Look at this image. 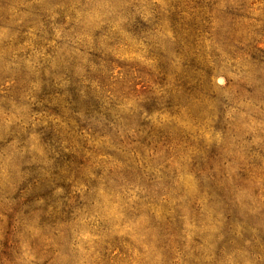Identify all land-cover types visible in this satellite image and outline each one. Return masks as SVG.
Here are the masks:
<instances>
[{
    "label": "rangeland",
    "instance_id": "obj_1",
    "mask_svg": "<svg viewBox=\"0 0 264 264\" xmlns=\"http://www.w3.org/2000/svg\"><path fill=\"white\" fill-rule=\"evenodd\" d=\"M0 264H264V0H0Z\"/></svg>",
    "mask_w": 264,
    "mask_h": 264
},
{
    "label": "trees",
    "instance_id": "obj_2",
    "mask_svg": "<svg viewBox=\"0 0 264 264\" xmlns=\"http://www.w3.org/2000/svg\"><path fill=\"white\" fill-rule=\"evenodd\" d=\"M93 59L90 61V65L86 69V75L82 79H75L72 72H69L65 77V81L69 84L66 93L68 95V104L72 110L73 113H76L80 106H84L88 113L91 112H97L99 110L100 101L99 98L93 93V88L91 86L92 81L94 80V77H96L95 67L98 66L96 62L100 60V57L97 55H92ZM94 60V61H93ZM96 61V62H95ZM99 72V71H98ZM86 85V87L84 86ZM56 86V83L51 80V87ZM85 87V90L82 91V87ZM62 166L61 162L54 163L51 171L49 172V178H51V184H53V187H51L50 191L46 192V194L42 196H32L29 199L25 200L22 203L23 207H29V205L39 200L40 198L45 200L47 202V199L51 195V198L53 196L54 191L58 188V183L63 181V176L60 174V167ZM31 190L34 192L38 189V187H47L49 185V181L45 178H43L40 175V172H38V168L31 169ZM71 185H66L65 189L68 191ZM29 189V188H28ZM24 194V192H20V194ZM20 196V195H19ZM54 206V204H53ZM63 206L66 207V203H63ZM51 215H54L56 207L54 206L52 208ZM44 212H46V209H43ZM63 213H68L69 211L65 212L64 209L62 210Z\"/></svg>",
    "mask_w": 264,
    "mask_h": 264
}]
</instances>
